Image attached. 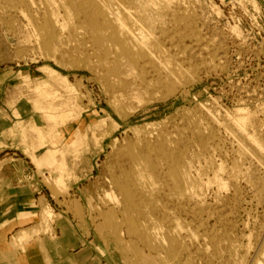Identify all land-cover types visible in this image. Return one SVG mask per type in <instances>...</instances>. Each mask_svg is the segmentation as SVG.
<instances>
[{
    "label": "rangeland",
    "instance_id": "rangeland-1",
    "mask_svg": "<svg viewBox=\"0 0 264 264\" xmlns=\"http://www.w3.org/2000/svg\"><path fill=\"white\" fill-rule=\"evenodd\" d=\"M94 1L107 5L109 18L125 12L131 22L145 21L148 35L139 37L147 47L119 44L107 26L98 33L108 45L98 44L89 25L95 6L84 0H0V71L12 79L16 105L10 136L23 151L39 143L36 123L50 132L41 111L73 112L56 126L54 146L35 149L42 160L50 150L57 161L64 155L65 169L31 160L66 212L37 204V216L21 213V222L34 220L31 238L69 214L85 224L103 264H264V150L252 149L250 139L264 148V0ZM45 13L54 16L52 34L40 32ZM35 86L57 95L45 99ZM78 157L88 163L69 162ZM144 160L154 165L152 178L140 177ZM82 168L83 176L74 173ZM77 180L84 189L70 190ZM46 207L52 219L43 217ZM29 240L11 242L24 248Z\"/></svg>",
    "mask_w": 264,
    "mask_h": 264
},
{
    "label": "crops",
    "instance_id": "crops-1",
    "mask_svg": "<svg viewBox=\"0 0 264 264\" xmlns=\"http://www.w3.org/2000/svg\"><path fill=\"white\" fill-rule=\"evenodd\" d=\"M11 80L7 72L0 71V139L7 142L0 151V264H103L94 251L95 242L85 224H78L69 214L60 215L48 232L33 235L24 248L10 244L14 234L33 227L34 220L21 222V213L40 211L37 204L50 205L55 214L66 212L58 208L56 200H61L58 195L55 197L53 191L47 194L46 187L40 184L42 179L32 168L31 159L18 147L20 141L10 136V129L15 130L12 123L16 118L13 114L16 105L10 102ZM16 109L21 117L30 118L29 112L20 107ZM45 158H50V164L57 161V156L53 158L50 154ZM69 162L77 163V167L88 163L82 157ZM85 170L75 169L74 173L83 176ZM83 185L86 184H79L77 180L70 190L77 192L81 187L84 189Z\"/></svg>",
    "mask_w": 264,
    "mask_h": 264
},
{
    "label": "bare ground",
    "instance_id": "bare-ground-1",
    "mask_svg": "<svg viewBox=\"0 0 264 264\" xmlns=\"http://www.w3.org/2000/svg\"><path fill=\"white\" fill-rule=\"evenodd\" d=\"M104 1V0H103ZM109 1V0H108ZM105 2V1H104ZM254 2H256V1H254ZM99 3V2H98ZM98 3H96V1H94V0H84V4H85V6L84 7H91V6H95V8H93V9H91L90 10V12L92 13V17H91V19H90V23H89V25L92 27H90L91 29H93L95 32H96V38H95V40H96V42L98 43V44H100V45H103V43L105 42V40H106V38L108 39V37H106V36H103L102 34H100V33H98L99 31H102L103 30V27H105V26H107V27H111V29H112V33L113 34H115V38H116V40L117 41H119V44H126V47L127 48H130L131 46L132 47H135V45H137V48L139 47V45L141 46L142 44H145V43H147V42H145L146 40H143L144 38H142L141 40H140V38H141V36L139 37V35H142L143 36V33H144V27L143 26H145V25H143L144 23H145V21H141V20H136L135 19V21L133 20V22H131V21H129V19H128V17H127V15L125 14V12H121V14L122 15H120V16H117L118 14H116L115 15V19H112V18H109V14L108 13H106L105 12V10H107V5L105 4L104 6H102L101 7V5H98ZM102 2L100 1V4H101ZM105 3H107V2H105ZM104 4V3H103ZM254 4V3H253ZM255 5H256V3H255ZM257 6V5H256ZM108 9H110V8H108ZM110 12H112V13H110ZM109 13L110 14H113L114 12L113 11H110L109 10ZM51 16H53V15H51ZM51 16H49L48 14L46 15V13L44 14V23H43V26L42 27H40L39 29H40V32L41 33H49V34H52V32H53V29H54V21H53V19H52V17ZM54 17V16H53ZM95 17H98V18H100L101 20H103L104 22L103 23H99V22H97L94 18ZM108 20V23L106 22ZM144 20V19H143ZM110 21V22H109ZM143 22V23H142ZM145 24H147V23H145ZM147 26V25H146ZM137 27V28H136ZM147 28V27H146ZM147 30V29H146ZM138 32V33H137ZM102 33V32H101ZM145 34V33H144ZM146 35H148V34H145V36ZM147 37V36H146ZM149 37V36H148ZM150 38V37H149ZM149 38H147V39H149ZM133 39H135V41H133V42H127L128 40H133ZM146 39V38H145ZM108 40H106V42H107ZM148 41V40H147ZM53 42V41H52ZM134 43V44H133ZM44 44L45 45H49V44H51L50 43V41L49 40H47V39H45L44 40ZM43 44V45H44ZM105 44V43H104ZM107 44V43H106ZM105 44V45H106ZM108 45V44H107ZM145 46H146V44H145ZM144 45H143V47H145ZM50 47V46H49ZM51 47H52V45H51ZM142 47V48H143ZM147 47V46H146ZM136 48V47H135ZM139 48H141V47H139ZM134 49V48H133ZM144 49V48H143ZM142 49V50H143ZM105 50H107V49H105ZM109 50V49H108ZM132 50V49H131ZM138 50V49H137ZM137 50H136V52H137ZM141 51V50H140ZM128 52L130 53L131 51L128 49ZM139 52V51H138ZM141 52H143V51H141ZM133 52H131V54H132ZM140 53V52H139ZM144 54H146V52L144 51ZM135 55V54H134ZM133 55V56H134ZM138 55H141V54H138ZM147 55V54H146ZM135 57H138L137 56V54H136V56ZM137 59V58H136ZM49 70V72L50 73H55V71L56 70H53V69H48ZM47 70V71H48ZM63 82L64 84H66L69 88H71L73 85L72 84H70V82L68 81V79L67 78H62L61 80H60V82ZM62 84V83H61ZM43 85V84H42ZM45 85H47V84H45ZM50 84H48V86H49ZM72 85V86H71ZM62 87V86H61ZM64 88V87H63ZM37 89V92L38 93H41V94H39V95H41V97L43 96V97H45V99L46 98H48V97H52V96H50V95H53L54 97H55V94H53V92H50L49 91V89L47 90L46 88H44V86L42 87V86H35V90ZM73 89V88H72ZM53 90V89H52ZM57 95V94H56ZM40 97V96H39ZM40 97V98H41ZM43 99V98H42ZM48 100V99H47ZM239 110H237L236 111V113H241V109L240 108H238ZM242 112H243V109H242ZM41 113V118L43 119V121H44V123H46V122H48V125H49V123H50V125L49 126H51V127H49V129H48V131L50 130V132H48V133H45L44 132V130H43V127H41L40 125H37V123L35 124V126H34V134L36 135V139L39 141V143L38 144H36V145H34V146H32V147H30V146H28V145H26L25 147H24V149H23V153L26 155V156H28L29 158H31V160L34 162V163H36L39 167H42L41 165H43V164H46V165H50V162L48 161V160H50V158H45L44 160H42V159H39L38 158V156H37V154L35 153V149L36 148H38L39 146H40V144L41 143H50V142H52L53 143V146H54V144L56 143V141H55V134H57L58 132L55 130L56 129V126H59L61 123H63L64 124V122H65V120L66 119H68V116L70 117V115H72V113L73 112H71V114H70V112H64V111H62V108H60V107H51L50 109H48V110H43V111H41L40 112ZM73 116V115H72ZM236 118L234 119V120H236V124L238 125H236L238 128H241L242 130H244V132H245V134L247 133L246 131H245V129H247L248 127H247V125H246V123H245V121H244V118H245V116H243V115H241V114H238L237 116H235ZM72 118V117H71ZM246 119V118H245ZM233 123V122H232ZM48 125H47V128H48ZM46 126V125H45ZM236 126H234V127H236ZM236 127V128H237ZM236 128H235V130H236ZM249 129V128H248ZM253 130V129H252ZM54 131L55 132H57V133H54ZM249 132H250V130H248ZM239 132H241V130L239 131ZM243 133V132H242ZM245 134H243L244 136H245ZM251 134H254V133H252L251 132ZM242 135V134H241ZM247 135H249V134H247ZM247 135H246V137H247ZM241 138V137H240ZM250 138V137H249ZM252 141V144H254V146H256L255 148H252V149H256L257 151L258 150H261V151H263L264 150V148L262 147V145L263 144H260V141H259V139H258V137H256L255 135H252L251 136V138H250ZM242 140V139H241ZM240 140V141H241ZM242 143V142H241ZM246 144L248 143V142H245ZM245 144V145H246ZM251 144V143H250ZM249 144V145H250ZM248 145V144H247ZM249 145L247 146V147H245V149H247L248 147H249ZM240 146H241V144H240ZM243 146V145H242ZM253 146V147H254ZM252 147V146H251ZM251 147H249V148H251ZM5 148V146H2V147H0V151L1 150H3ZM242 149V148H241ZM244 149V148H243ZM242 149V150H243ZM244 149V151H246ZM153 150H155V149H153ZM248 150V149H247ZM249 150H251V149H249ZM256 150H254V151H256ZM63 151V150H62ZM150 151H152V150H150ZM260 151V152H261ZM259 152V151H258ZM240 153H242V152H240ZM244 153V152H243ZM246 153H247V151H246ZM248 153H249V151H248ZM256 153V152H255ZM253 151L250 153V155H252V157L254 156V154H255ZM245 154V153H244ZM244 154H242V155H244ZM256 154H258V153H256ZM264 154V153H263ZM50 155H51V157H56L57 155H56V153L53 151V150H50ZM137 155V154H136ZM139 155V154H138ZM240 156H241V154H240ZM256 156V155H255ZM258 156V155H257ZM261 156V155H260ZM142 157V156H141ZM138 158V157H137ZM150 158V157H149ZM148 158V160H147V157H146V160L147 161H150V159ZM140 159H142V158H140ZM261 159H262V157L259 159L260 161H261ZM263 160V159H262ZM138 161H139V159H138ZM142 161V160H141ZM146 161V162H147ZM237 161V160H236ZM235 161V162H236ZM240 161V160H239ZM58 162H59V165L61 166H59L60 168H62V169H65V167H66V161H65V158H64V155H63V158H62V161L61 160H58ZM145 162V160H144V163H146ZM2 163V162H1ZM0 163V164H1ZM3 163H5V161L3 162ZM13 163H14V161H13ZM139 163V162H138ZM142 164V163H141ZM147 164V166L145 165V167L147 168V171H149L148 173H147V171H146V173L144 172V171H142L144 174H142V172H141V175H140V177L142 176L143 177V175H146L145 177H151V176H153L152 175V170H154V169H152V168H154V165H152L151 166V163L150 162H147L146 163ZM236 164V163H235ZM240 164H242V162L240 161ZM239 164V165H240ZM239 165H238V168H241V167H239ZM3 165H1V167H2ZM17 166V165H16ZM139 166V165H138ZM237 166V165H236ZM58 167V168H59ZM20 168V167H19ZM156 168V167H155ZM170 168V176H172L174 179V181H175V184L177 185V187H179V186H181V184H182V182H181V175H180V172L175 168V167H169ZM139 169V168H138ZM220 169H222V166H221V168ZM234 169V171H235V168H233ZM141 170V169H140ZM63 171V170H62ZM239 171V170H238ZM64 172V171H63ZM154 172V171H153ZM168 172V171H167ZM236 172V171H235ZM235 172H233L232 174H234L235 175ZM240 172V171H239ZM239 172H237V173H239ZM236 173V174H237ZM136 174V173H135ZM138 174H136L137 176H138ZM62 175V174H61ZM139 177V176H138ZM144 177V178H145ZM152 178V177H151ZM156 178V177H155ZM65 178L63 177V176H59V177H57L56 179H54L55 180V182H53V183H55V184H57L56 186L58 187V185L59 186H63L64 185V183H65V180H64ZM48 180V179H47ZM142 180V179H141ZM49 181V180H48ZM144 181V180H143ZM46 182V181H45ZM116 183V182H115ZM54 184V185H55ZM64 187V186H63ZM123 188V187H122ZM124 189V188H123ZM52 191H53V189H52ZM123 191V190H122ZM125 192V191H124ZM111 193V192H110ZM112 194V193H111ZM55 195H57V193H55ZM107 195H108V193H107ZM125 195H126V193H125ZM109 196V195H108ZM111 196V195H110ZM47 208V207H46ZM43 210V212L44 213H42L43 214V217H47V219L49 220L50 218L52 219L53 217H54V213L52 212L53 210H51L50 209V207L49 208H47L45 211H44V209H42ZM37 213V212H36ZM36 213L35 212H29V213H24L23 215H22V217H25V218H27V220L28 219H30V218H33L35 215H36ZM44 214L46 215V216H44ZM108 214V213H107ZM56 215V214H55ZM28 216H30V217H28ZM37 216V215H36ZM108 218V217H107ZM109 219V218H108ZM38 228V227H37ZM43 229V228H42ZM32 230V229H31ZM33 230L35 231V229L33 228ZM37 230V229H36ZM46 230V229H45ZM29 230H24V231H21L20 232V234L18 233L17 234V236H16V238H13L12 240H13V243L15 242V245H16V242H20L19 244H21V242L23 241V242H25V241H27V240H29L30 238H31V234H30V232H28ZM38 231H39V228H38ZM35 231L37 234L38 233H40L41 231ZM32 233V232H31ZM11 244H12V242H11ZM18 244V243H17ZM13 246H14V244H12ZM22 245V244H21ZM20 245V246H21Z\"/></svg>",
    "mask_w": 264,
    "mask_h": 264
}]
</instances>
